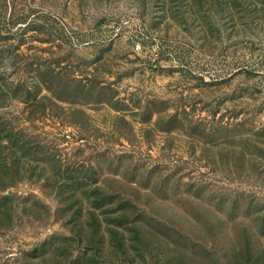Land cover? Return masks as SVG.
<instances>
[{"label":"rangeland","instance_id":"374dc122","mask_svg":"<svg viewBox=\"0 0 264 264\" xmlns=\"http://www.w3.org/2000/svg\"><path fill=\"white\" fill-rule=\"evenodd\" d=\"M0 264H264V0H0Z\"/></svg>","mask_w":264,"mask_h":264}]
</instances>
